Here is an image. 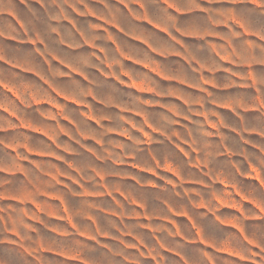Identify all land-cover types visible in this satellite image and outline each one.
I'll return each mask as SVG.
<instances>
[{
	"label": "crops",
	"instance_id": "obj_1",
	"mask_svg": "<svg viewBox=\"0 0 264 264\" xmlns=\"http://www.w3.org/2000/svg\"><path fill=\"white\" fill-rule=\"evenodd\" d=\"M82 49L89 62L78 67ZM157 55L165 58L163 65ZM67 56L68 63L62 62ZM78 73L87 103L77 99ZM114 80L135 88L138 97L154 96L162 82L173 119L195 114L214 129L222 119L250 115L264 123V0H0V151L28 157L57 150L61 120L76 113L75 104L87 107L81 113L89 119H107L108 85L120 87ZM68 131L63 134L70 136V124ZM18 163L12 162L15 168ZM242 199L237 203L243 205ZM224 206L233 214H222L221 207L215 222L234 227L238 243L223 242L213 250L244 263L254 245L247 213ZM237 209L241 217H235ZM165 212L161 221L146 226L154 238L168 230L171 213L178 214ZM190 224L197 238L101 242V264H218L206 262L204 251L200 258L190 256L201 226L192 219Z\"/></svg>",
	"mask_w": 264,
	"mask_h": 264
},
{
	"label": "rangeland",
	"instance_id": "obj_2",
	"mask_svg": "<svg viewBox=\"0 0 264 264\" xmlns=\"http://www.w3.org/2000/svg\"><path fill=\"white\" fill-rule=\"evenodd\" d=\"M164 61L157 55L158 65ZM87 62V51H78V67ZM77 76V99L87 103L85 83L79 82L84 78ZM114 81L120 87L108 85V118L89 119L81 113L87 107L75 104L76 113L61 120L57 150L28 157L0 151V264H101V242L197 238L190 219L201 224L199 244L188 249L193 259L204 251L208 263L264 264V123L250 115L222 119L214 129L195 114L173 119L162 82L154 96L138 97L135 88ZM69 124L70 136L63 134L70 133ZM228 203L247 213L254 245L244 263L213 250L238 241L234 227L215 222L221 207L222 214H233ZM165 209L178 214L171 213L168 230L154 238L146 226L166 217ZM86 252L93 258L87 260Z\"/></svg>",
	"mask_w": 264,
	"mask_h": 264
}]
</instances>
